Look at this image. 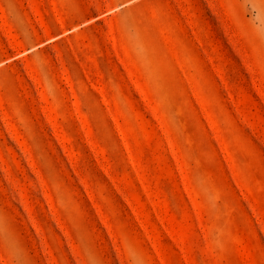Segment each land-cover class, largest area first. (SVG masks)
<instances>
[{
  "label": "rangeland",
  "instance_id": "rangeland-1",
  "mask_svg": "<svg viewBox=\"0 0 264 264\" xmlns=\"http://www.w3.org/2000/svg\"><path fill=\"white\" fill-rule=\"evenodd\" d=\"M0 264H264V0H0Z\"/></svg>",
  "mask_w": 264,
  "mask_h": 264
}]
</instances>
